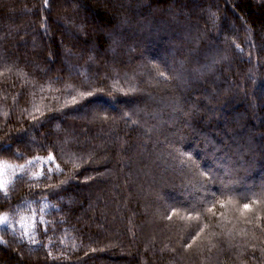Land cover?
Segmentation results:
<instances>
[{
	"label": "trees",
	"instance_id": "obj_1",
	"mask_svg": "<svg viewBox=\"0 0 264 264\" xmlns=\"http://www.w3.org/2000/svg\"><path fill=\"white\" fill-rule=\"evenodd\" d=\"M0 172V264H264V0H0Z\"/></svg>",
	"mask_w": 264,
	"mask_h": 264
},
{
	"label": "snow or ice",
	"instance_id": "obj_2",
	"mask_svg": "<svg viewBox=\"0 0 264 264\" xmlns=\"http://www.w3.org/2000/svg\"><path fill=\"white\" fill-rule=\"evenodd\" d=\"M44 6L45 8H47L49 6V0H44ZM71 94V93H70ZM84 107H88L90 105H106L108 104V101L105 100L102 96H98L96 95V92L95 91H90V90H87L85 89L84 91H81L79 93V96H72V103L73 104H79V103H83ZM42 114V113H41ZM39 159V158H37ZM54 160V157L52 154H49L47 156V161L48 162H51ZM35 161H29V164H34ZM4 168H7L9 167V165H7L6 163L3 165ZM27 166L26 165H20V168L23 170L25 169ZM49 172H52L53 169L49 168L48 169ZM57 171H60L59 168H57ZM43 175V171L41 172H38L36 173L34 176H33V179H39L40 176ZM22 179V177H21ZM7 184L8 182L6 180L4 181H0V191H4V194L7 195ZM223 206V205H222ZM45 207H47V205H45ZM250 205L249 204H244V210L247 211L250 209ZM169 219H171V217H169ZM8 221V217L7 215H4V216H0V225H3V224H6ZM25 236H28V237H31V232H29L27 229L25 230V233H24ZM0 243H4V241L0 240Z\"/></svg>",
	"mask_w": 264,
	"mask_h": 264
},
{
	"label": "rangeland",
	"instance_id": "obj_3",
	"mask_svg": "<svg viewBox=\"0 0 264 264\" xmlns=\"http://www.w3.org/2000/svg\"><path fill=\"white\" fill-rule=\"evenodd\" d=\"M0 175H1V172H0Z\"/></svg>",
	"mask_w": 264,
	"mask_h": 264
}]
</instances>
